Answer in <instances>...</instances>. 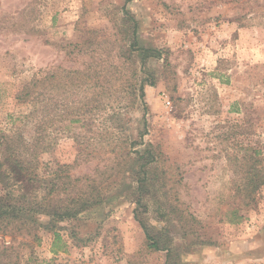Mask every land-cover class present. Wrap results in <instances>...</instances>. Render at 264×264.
Returning <instances> with one entry per match:
<instances>
[{"label": "rangeland", "instance_id": "374dc122", "mask_svg": "<svg viewBox=\"0 0 264 264\" xmlns=\"http://www.w3.org/2000/svg\"><path fill=\"white\" fill-rule=\"evenodd\" d=\"M128 11L140 43L165 50L147 63L155 84L146 82L145 104L117 109L114 123L110 110L97 117L94 134L107 129L102 143L90 131L79 143L73 134L81 127L61 107L48 110L45 83L31 82L100 58L118 63L120 47L130 44L122 32ZM116 73L128 78L131 70ZM149 76L142 72L137 86ZM29 88L43 95L25 98ZM119 126L132 155L117 173L122 157L109 151L107 136ZM15 134L40 139L41 176L66 164L79 178L70 189L103 195L80 215L35 208L23 219L33 230L0 220V263L264 264V187L257 202L239 203L233 167L246 146L264 154V0H0V160L3 136ZM148 142L161 152L159 183L141 195L136 151ZM139 199V219L163 232L162 249L148 246L135 217ZM4 203L12 201L0 184Z\"/></svg>", "mask_w": 264, "mask_h": 264}, {"label": "trees", "instance_id": "16d2710c", "mask_svg": "<svg viewBox=\"0 0 264 264\" xmlns=\"http://www.w3.org/2000/svg\"><path fill=\"white\" fill-rule=\"evenodd\" d=\"M124 23L126 25L122 29L123 41L126 42L127 38L130 44L124 43L120 47L116 54L118 63L110 62V64L104 65L103 58H100L99 61L91 60L82 69L53 72L45 78H35L31 82V86L36 88H41L45 83L42 89L49 91L50 99L46 102L48 110L61 107L62 116L70 117V123L81 127L80 132L73 134L79 143L81 142L80 138L86 135L85 132L94 131V127L97 125L95 121L103 111H111L109 119L114 123L117 109H123L128 113L139 102L145 104L146 82L151 85L155 84L154 73L148 68L147 63L149 58L160 57L165 50L140 43L137 38L139 22L130 11L126 12ZM136 55L142 64L140 67L138 65L135 67L134 57ZM121 68L131 70L128 78H121L117 75L116 72H119ZM142 72L150 74L151 78L150 80L144 78L138 87L137 83L140 81L139 77ZM117 81L121 82L120 86H117ZM25 95V98L33 97L38 100L43 93L29 88ZM55 98H58L57 103ZM64 127L68 128L69 124H65ZM72 128L71 126L68 130H72ZM121 128L124 129L123 126H119L117 129L119 133L112 132L111 136H107L109 151L122 157L117 161V173H120L122 166L128 162L132 155L127 140L129 138L122 135ZM104 130L107 131L106 128H97V135L93 132L91 137L96 141V144L102 143V136L98 135L106 133ZM3 137L1 146L4 149L2 152L4 159L0 160V184H3L5 192L9 194L10 201H12L11 204L0 205V220L5 225L8 226L14 221L13 225L16 224L18 228L35 226L34 222H30V226H27V220L23 219L28 217L29 213H35V208L40 207H51L53 215L57 216L68 215L73 211L80 215L90 205L97 204L102 199L103 194L98 189L94 190L90 187L84 190L70 189L79 178L72 177L69 173V165L59 166L47 177L41 176L38 172V156L42 151L39 138L36 142H29L22 134L4 135ZM146 146L143 152L136 151L138 168L141 172L137 178V192L141 195L149 194L158 187L156 185L159 183L157 178L159 175L156 172L159 170L162 160L161 152L153 144L148 142ZM233 158H235V165L238 167L233 166L234 170L240 178L236 192L239 203L251 205L257 202L262 195L260 190L264 187V154L258 147L246 146L242 156ZM162 184L163 182H160L159 188ZM61 196H65V198ZM136 204L135 217L139 219V210L143 208L141 199L137 200ZM171 211L179 220V214L182 212L174 206H171ZM139 221L145 228L148 246L153 249L164 248L166 245L162 241L163 232H155L141 219ZM97 232L94 236L90 235L84 243L91 241ZM70 233L72 237L77 235L73 231ZM36 239L38 240L37 237ZM7 250L4 248L3 253L6 254ZM0 264H6V261Z\"/></svg>", "mask_w": 264, "mask_h": 264}]
</instances>
